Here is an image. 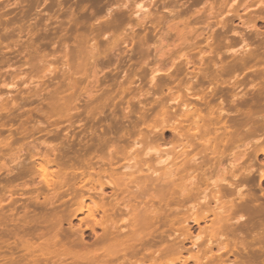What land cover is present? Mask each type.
<instances>
[{
	"label": "bare ground",
	"instance_id": "1",
	"mask_svg": "<svg viewBox=\"0 0 264 264\" xmlns=\"http://www.w3.org/2000/svg\"><path fill=\"white\" fill-rule=\"evenodd\" d=\"M23 1L21 3L31 2L29 0ZM62 1L64 3V1L68 0H57L56 2L62 6ZM83 1L86 3L84 9L86 10V7L89 6L87 11L89 10L88 12L92 14L96 12V8L100 6L99 4L102 1L110 2L111 0ZM196 1L199 3L202 0ZM229 1L233 3L230 4ZM257 1L261 5H264V0ZM235 2L236 0H221L220 3L214 1L210 4L209 1V11L205 12V15L204 13L200 16L198 15L199 23L203 22L204 26L197 28L191 26V22L188 20L186 22H184L185 20L176 22L177 19H181L182 15L191 13L192 7L188 0H160L159 5L157 4L158 2L150 0V4L156 7L157 10L161 9L164 12L168 10V15L161 16L160 18L154 16L155 18H152L153 14L149 8L148 12L143 13L144 17L140 18L138 16L140 18L138 20L140 21L137 22V26H144L146 22L144 23L141 19H145L146 16H149V23L152 26L159 27L161 20V23H163V18L167 19L166 24L168 26L166 27V35L163 36L164 34L162 33L160 36L162 43L165 40V43H167L166 45L163 43L164 46L162 47H156V49H159H155L156 55H154L153 60L155 67L152 66L149 60V71L147 68L143 69L145 66L140 67V69L138 68L139 70L136 68L138 60H133L136 48L132 47L134 50L131 48L130 50L125 49L126 51H123L122 49L124 48L118 47L120 44L117 45L119 42L107 43L105 41L107 45L105 42L104 44L106 47L108 46L107 51L111 54L107 55L104 51L105 55L102 56L100 53L99 46L103 45L101 40L99 41L102 36L101 32L105 28L106 30L116 31L120 27L121 18H118L120 21H114V24L117 22V25H114L113 22L111 24L110 20L112 17H110V20L108 19L109 21L107 22L111 25L109 24L104 27V30L100 27L97 28L98 31L94 30L91 28V25L90 29L92 30L90 32L88 30V33H85L87 31L84 29V35L81 31L84 36L79 33L80 37L77 36L79 40L74 50V55L76 60H79V63L77 62L78 65H75V68L71 67L69 63H63L64 66L68 67V73L67 70L63 73L64 77L62 76V78L64 80L59 83L53 94L49 96L52 99L51 111L58 114V117L59 113L62 114L64 110L68 111L69 120L68 124L66 123L67 125L61 124L64 122L61 119L66 115H61L62 118L60 117V120L57 119L56 123H52L51 121L41 122L35 119L37 117L33 113L39 114L42 111L37 106H34V108L29 107L27 111L23 110L26 112H24L25 115L27 114L26 118H23V115L19 114L20 108L36 101L40 97V94H21L18 97L19 100L14 96V98H17V101L15 99L13 101L11 98V106L9 105L10 102H7L8 100L0 102V173L5 168V172H7L6 181L12 182L13 180L23 178L24 175L29 176L31 179L35 178L38 174L37 172L47 171L48 165L54 166L56 176L53 177L55 179H52L51 183L50 180L44 178L45 187H49L50 191L52 190L51 187L53 188L51 192H53V196L56 194L54 198L57 200L61 201L60 197L66 196L67 200L75 201L73 203L77 201L80 205H87V202H90V205L92 204V207H94L92 209L94 213L89 211L90 214L92 213L97 216L101 214V219L90 215L91 218L100 220H96L94 224L96 225L97 223L96 228L97 226H101L103 232L102 234L100 232L102 237L100 235L96 236V229L92 228L93 232L95 231V238L99 237L98 241L100 243L101 241L105 242L104 244L101 243V246L108 244V246H104L108 248L102 247L100 248L102 249L100 252L99 249H93L95 251L98 250L97 253L83 248L85 247L84 244L88 242H83L87 239H79L82 238L80 235H83L80 233V230H83L81 226L80 230L77 228L79 231L77 229L76 232L74 231V233H78L79 235L72 234L73 238H71V234L67 236L65 233L64 237L67 236V238L62 237V234L60 235L62 239L58 238L60 231L57 229L56 224H54L56 230L54 228L52 230H55L57 234L53 231L51 234L54 236L51 235L50 237L53 236V238H50V240L47 235L43 234V230L47 227H44L45 225L43 226L42 223H40V225L42 224L41 227L39 225L36 226V220L35 223L33 221L34 224L31 223L33 230L29 228L30 231L26 232L27 234H33V231L37 230L36 227H40L38 228L39 231H36L38 236L41 231L40 229L44 227L41 231L42 235L39 237L41 238V236L45 235L50 241H45L44 236V242H51L53 240L55 246L59 244L57 243L59 239H61L60 245L67 244L70 239L74 241L75 239H79V241L84 243H81L83 245L82 247L80 246L81 249H84V254L85 250H87L86 253L88 254L85 257H83V254H80L79 251L82 252L83 250L80 249L78 246L80 243L78 242L77 244V241L76 244H73L77 248L79 247L77 251L81 257L76 255L74 251L70 250V252H73L74 255L73 253L72 255H76V258L79 259L80 257L84 260L82 261L83 264H147L149 263L147 262L149 261L148 258H150L149 255H153L151 257H156L160 260L165 258L170 260L173 256H179V259L181 258L180 256L186 253L190 257L183 261V264H187L190 260L194 261L195 264H264V188H262V184L264 183V164L259 162V153L264 154V102L259 101L264 98V88L260 87L261 89L258 90V86L262 82L260 78L264 79V69L257 67V64L264 63V53L262 49L257 47L249 50V53L246 54V49L249 47L243 46L245 54L244 51L237 50L238 52L228 56L230 52L227 49L226 43L229 33L239 36L243 43L247 41L243 32L239 31L240 29L228 28L227 24L223 23L224 20L215 24V26H221L222 34H219V38L213 36L216 34L213 24L216 22L212 20L223 13L231 15V17L236 15L237 19L242 20L243 25H247L243 22V18L239 11H237L238 9L234 10L233 4ZM8 5L10 7L11 3ZM126 6V9L123 7H121L123 8L122 10L120 7L119 9L122 13L124 12L125 17H129L127 15L128 6ZM140 7L142 8L141 5ZM243 10L247 11L248 6L243 8ZM116 11L113 14L114 16L112 15L113 17L116 16L115 18L118 17L117 13L119 12L118 10ZM200 11L202 12V10ZM124 14L122 15L119 12L118 15L124 16ZM135 14H138V12ZM74 15L72 14V17L69 18V22H73L75 25L79 19ZM125 17H122V20L126 19L128 22L127 19L130 17ZM121 23L123 25L125 21H121ZM192 23H195V21ZM78 25L80 24L78 23ZM78 25L76 30L79 29ZM135 28L138 29V27ZM100 34L101 36H99ZM67 35H64L63 38L66 39ZM120 38L117 41H120L121 44L123 42L122 45L127 47L129 45L125 41L127 36L126 39L122 38V42ZM128 39H130L129 41L127 40L130 43L134 42L136 38L132 36ZM62 40H60V46L63 49H67L66 43L68 38L64 42ZM125 43L128 45H125ZM143 43L144 41L142 45ZM60 46H56V49ZM245 46L250 45L246 44ZM141 48L142 58L144 57L145 59V56L148 55V52L147 54L145 53L147 49L143 50L144 46H140ZM128 53H130L128 55L129 58H126L128 60L124 61L123 59ZM124 55L126 56L123 57ZM144 63L140 65H147V63ZM250 64L251 66H249ZM99 65L109 70L107 72L102 70V73L99 71ZM252 66H256L259 69L258 73H256L257 75L255 74L256 79L252 77L253 74L252 78L248 79V74L245 76L242 73L228 77L233 72L240 71L241 69L248 71L252 68L253 70ZM146 69L149 73H146ZM147 74H149L148 77ZM180 76L187 78L184 80V77H182L183 79L181 80L186 81L185 83L183 82V91L179 90L181 89V86H179V82L181 81L178 80L176 82L178 87L172 85L173 81L175 83L177 80L175 78ZM145 78L148 80L146 79L147 81L144 82ZM258 80L259 82L261 81L260 84H258ZM81 83H86L87 86L83 84V87L85 86L83 88L80 86ZM247 83H249V86L251 84V88L248 87L251 93L254 92L251 97H248V94L242 93L243 89L245 90L246 85H248ZM205 84H208V86L205 87ZM147 85H149V89L143 90V86ZM170 85L173 87H170ZM80 87L83 89H80ZM66 92H69V94H65ZM137 93L138 95H136ZM148 99L149 102L147 103ZM135 102L136 105L133 104ZM15 110L18 111V114H16ZM43 112L42 115L45 116L44 114L46 113V117L49 119L48 114L50 115L52 112ZM31 120L36 123L31 125V122L30 127L29 122ZM41 136H46L44 138H47L46 141L53 138L56 142L60 139V142L56 143V145L51 144L55 146H48L46 152H40L43 148L40 150L39 148L41 147L39 146L41 145L38 143V146L37 142ZM26 138L29 140H26ZM36 138L38 139L35 140ZM45 145L47 146L46 143ZM9 153H14V155L18 153H31L30 161L32 160V163L37 162V166L33 163L28 167L24 158L22 159L21 154L17 155L16 158L14 156L15 159H12L13 155H10L12 156L10 164H15L13 166L15 169H13V167L11 168L7 164L8 162L5 163L7 161L5 157ZM68 153H71L72 156ZM148 153H154V155ZM229 160L230 169L227 165V168L225 167V163H228L227 161ZM224 167L227 171L223 169ZM92 174L97 178L98 182L102 181L101 184L94 185L98 189L96 187L91 189L93 188L92 180L94 179L93 177L91 180ZM216 174H222L221 179L219 178L220 180L217 183L210 184V180ZM86 183H91L92 187L89 188L88 186L90 185ZM97 185L100 186L98 187ZM11 187L12 185L8 188ZM20 189L23 188L21 187ZM107 189H111L110 192H107ZM8 190L11 193V190ZM13 194L14 192L11 193L12 196ZM11 195L10 197H12ZM45 195L47 196L48 194ZM47 198L44 199V202ZM10 199L12 200L13 197ZM52 199V197L51 200L49 198L51 202H53ZM67 200L65 202H68ZM49 203L47 202L46 206L49 207ZM58 203L61 204V202ZM50 204L53 205L54 203ZM55 204L57 205L56 202ZM56 205L50 206L55 207ZM82 205L80 206L81 208L83 207ZM0 206L2 207V205ZM15 206L17 207L18 205ZM37 206V203H34L32 208ZM27 207H29V204ZM29 208L27 210L30 215ZM34 211L32 209V213ZM53 213L50 214L53 215ZM43 214H46V210ZM43 214H41L40 222L43 221V218L45 219ZM211 214H213V218L211 217L212 220L210 219V225L206 224L203 227L202 224L208 221ZM29 215L27 214L26 216ZM62 215L64 216V213ZM72 216L76 217V215ZM52 217L59 218L57 215ZM48 218L45 223L51 225V222H48ZM83 219H88V217ZM95 219L93 220L95 221ZM25 220L27 221L28 219ZM121 221L125 223V227L121 226ZM24 223L29 222L24 221ZM29 225H25V228L26 226L29 227ZM122 225L124 224L122 223ZM20 227H23V225ZM86 228L88 226L84 230ZM147 230L150 234L148 233L146 238L142 237V239L138 237L139 235L137 236L141 232L144 234ZM47 231H49V228ZM195 231L198 232L195 233ZM81 232L84 233L83 231ZM31 234L30 236H32ZM26 237L28 238L29 235ZM39 237H36V239ZM65 239L66 242L64 241ZM23 240L25 239L23 238ZM27 241L29 243V240ZM53 241L52 243L54 244ZM19 242L17 241V244L14 243L16 247L13 248L20 250L17 247ZM48 242L47 244H49ZM25 244L23 245L26 249L25 252H27L22 257L19 255V257L25 259V261L22 260L24 262H30L29 264H45L43 263L44 261L49 262L51 260L49 263L56 260V263L53 262V264H58L59 261L63 264L67 260L66 263L71 264L73 258L77 262V259L75 257L72 258V255L68 252L69 249L67 250L66 244L64 245L66 249H63L64 246H61L60 251L57 250L58 253L55 250L54 253L53 251L47 252L45 250L37 252L34 247L33 249L27 248ZM93 244L97 245L95 242ZM90 246L92 247V243L91 245H86V247ZM153 247H156L154 248L157 249L156 252H152L154 251V249H151ZM190 250H196V252L191 253ZM63 251H67L68 253H61ZM16 252H13V254H17ZM141 252L146 253L142 254ZM147 252L149 253L148 258L146 256ZM98 253L103 254L98 255ZM2 256L4 259L6 258L4 253ZM13 256L16 258L17 255ZM9 258L11 260V255ZM17 258L16 260L14 259L16 262H18ZM20 258L19 260L21 261ZM64 258L67 259L65 260ZM74 259L73 262H75ZM10 260L9 264L11 262L12 264L13 262L16 263ZM155 261L157 262V260ZM80 262L79 264H81Z\"/></svg>",
	"mask_w": 264,
	"mask_h": 264
},
{
	"label": "rangeland",
	"instance_id": "2",
	"mask_svg": "<svg viewBox=\"0 0 264 264\" xmlns=\"http://www.w3.org/2000/svg\"><path fill=\"white\" fill-rule=\"evenodd\" d=\"M9 1H11V2H9ZM29 1H31V2H28L27 1V3L25 2V3H21V2H24L23 0L21 1V0H17L16 2H15V0H0V102H3V100L4 101H7V102H10V101H15L18 97H20L21 96V94L23 95H25V93H33V94H40V97L42 98H37L36 99V101H34L33 103H28V105L26 104V105H24V107L23 106H21V107H23V108H20L22 111L23 110H25V111H27L28 109H29V107H33L34 108V106L36 107H39L42 111H46V112H48V113H51L52 111H51V105H52V103H51V101H52V99H50L49 98V96L51 95V94H53V91H55L56 90V87H58V85H59V83L61 82V81H63L64 79L62 78V76H63V73H65L66 72V70H67V73H68V67H66V66H64V62L65 63H69L70 64V66L71 67H73V68H75V65H78V63H79V60L77 61L76 60V57H75V55H74V50H75V48L77 47V43H78V40H79V37H80V35H82V33H81V31L83 32V34H84V29H85V31H87V32H85V33H88V30H89V32L92 30V29H94V30H97V28H102V30H104L103 28L104 27H106L107 25H109L110 23H108L107 21H109L110 19V17H112V18H114V19H112L111 18V20H110V22H111V24H112V22H113V24H114V21H125V23L122 25V23H121V21H120V24H119V26L121 27H119V28H117L116 29V31L115 30H113V31H110V30H106V28H105V30L104 31H102L101 33H102V36H101V34L99 35V36H101V38L99 39V41L101 40V43L103 44V45H100L99 46V48H100V53L102 54V56L103 55H105V54H111L110 52H108L107 51V48H108V46L106 47V45H107V43H112V42H114V41H116V42H119V43H117V45L118 44H120V46H118V47H121V48H124V49H122L123 51L125 50V49H131L132 47L133 48H136L135 49V52H134V54H133V60H138V63H137V67H136V65H135V67L138 69H140V67L142 68L143 66H145V67H143V69L145 70V68H147L148 69V71H149V62L151 61V64H152V66H154L153 64H154V62H153V60H154V55H156V52H155V49H156V47H162V46H164V44L163 43H165V41H163V43H162V41H161V34L163 33L164 35L163 36H165L166 35V31H167V26H168V24H166V18L164 19L163 18V23H161L162 22V20L160 21V26L158 27H155V26H152L150 23H149V16L147 17L146 16V18L144 19L143 18V20L141 19V21H143L145 24H144V26H141V27H139V26H137V22H139L140 20H138V19H140V18H142V16H143V13H145V12H148L149 11V8H150V10H151V12H152V14H153V16H152V18H160L161 16L162 17H164V16H166V15H168L167 13H168V10L167 11H165L164 12V10H157V8L156 7H153V5L152 4H150V0H111L110 2H105V1H102L99 5L100 6H98L97 8H96V12L95 13H90V12H88L87 11V8L89 7H86V10L84 9L85 7V2L83 1V0H71V1H64V3H63V1H62V6L61 5H58V3L56 2L57 0H29ZM48 1V2H47ZM109 1V0H108ZM153 1H156V2H158L157 4L159 5L160 3H159V1L160 0H153ZM183 1V0H182ZM209 1H210V4H211V2H214V1H216V3H220V1L221 0H219V2H218V0H202V1H200L199 3L196 1V0H188V2H189V4H190V6L192 7V9H191V13H189L188 15H182L181 16V19H177L176 20V22H180V20H182V21H184V22H186L187 20L189 21V22H191L190 23V25L191 26H193V27H197V28H202L203 26H204V23L203 22H201V23H199V21H198V15L200 16L201 14H203L204 13V15H205V12H208L209 11ZM207 2V3H206ZM258 1L257 0H236V2L233 4V7H234V10H237V11H239V13H240V15H241V17L243 18V22L244 23H246L247 25H248V27H247V25H243V23H242V20H239V19H237L238 17L236 16V15H234L233 17H231V15H227V14H225V13H223V14H221V15H219V16H217L216 18H213V22L215 21L216 23H214L213 24V26H214V31H216L215 33L216 34H214L213 36L215 37V38H219V34H222V28H221V26L220 25H217V26H215V24H217V23H219V22H223V20H224V22L223 23H225V24H227V26H228V28L230 27V29H232V28H236V29H240L239 31H241V32H243V34H244V36H245V39H246V41L247 42H245V43H243L242 41H241V38L239 37V36H236V35H234V34H232V33H229L228 34V37H227V49H229V55L228 56H231L232 54H234L235 52H238L239 50H241V51H244V47H249V48H247L246 49V51H247V53L244 51V54L246 53V54H248L249 53V50H251V49H255V48H259V49H262L263 50V53H264V5H261L259 2L257 3ZM9 3H11V5L12 4H14L13 6H11L10 5V7H9ZM205 3V4H204ZM229 3L231 4V3H233V2H231V1H229ZM121 4H123V5H121ZM196 4V5H195ZM206 4H207V6H206ZM129 7H127V6ZM140 5L142 6V8L140 7ZM8 6V7H7ZM125 6L127 7V10H128V12H127V15H129V19H127L128 20V22H130V23H128L127 21H126V19L125 20H122V17L124 18L126 15L124 14V12L122 13L121 12V10L124 8V9H126L125 8ZM218 6V5H217ZM246 6H248V12L247 11H244L243 10V8H245ZM261 6V7H260ZM119 7L121 8V7H123V8H121V10L119 9ZM232 7V8H233ZM239 7H241L240 9H239ZM22 8V9H21ZM201 8V9H200ZM17 9V10H16ZM89 9V8H88ZM153 9H156V10H153ZM74 12H73V11ZM116 10H120L119 12H120V14H124V16H120V15H118L119 14V12L117 13V18H115V17H113L114 15L113 14H115L117 11ZM200 10H202V12L200 11ZM206 10V11H205ZM22 11V12H21ZM27 11V12H26ZM116 11V12H115ZM123 11H125V10H123ZM141 11V12H140ZM242 11V12H241ZM137 13L138 12V14H135V13ZM111 13V14H110ZM134 13V14H133ZM158 13V14H157ZM194 13V14H193ZM242 13V14H241ZM23 14V15H22ZM26 14V15H25ZM72 14H75L74 16H76V17H78V23L80 24V25H78V23L77 22H75V23H77V24H75L74 25V23L72 24L71 22H69L70 21V17H72ZM225 14V15H224ZM111 15V16H110ZM113 15V16H112ZM133 15V16H132ZM140 18H139V17ZM155 16V17H154ZM158 16V17H157ZM197 16V17H196ZM127 17H125V18H127ZM138 17V18H137ZM144 17V16H143ZM191 17V18H190ZM218 17H221V18H218ZM12 18V19H11ZM118 18H121L120 20L118 19ZM133 18V19H132ZM193 18V19H192ZM196 18H197V20H196ZM212 18V17H211ZM226 20H225V19ZM228 18H229V20H228ZM69 19V20H68ZM109 19V20H108ZM131 19V20H130ZM195 19V20H194ZM8 20V21H7ZM130 20V21H129ZM137 20V21H136ZM221 20V21H220ZM228 20V21H227ZM245 20V21H244ZM255 20V21H254ZM257 20V21H256ZM148 21V22H147ZM165 21V22H164ZM195 21V23H192V22H194ZM198 21V22H197ZM253 21V22H252ZM248 22H250V23H248ZM71 23V24H70ZM108 23V24H107ZM119 23V22H118ZM197 23H198V25H197ZM110 24V25H111ZM130 24V25H129ZM147 24H148V27H147ZM233 24V25H232ZM253 24V25H252ZM77 25L79 26L78 28L79 29H77L76 30V28H77ZM91 25H92V27H91ZM114 25H117V22H115V24ZM181 25V24H180ZM152 26V27H151ZM218 26H220V27H218ZM240 26V27H239ZM249 26H250V28H249ZM22 27V28H21ZM70 29H69V28ZM87 27H88V29H87ZM90 27L92 28V29H90ZM94 27V28H93ZM135 27H138V29L137 28H135ZM143 27V28H142ZM154 27H155V29H154ZM182 27V26H181ZM21 28V29H20ZM152 28V29H151ZM219 28V29H218ZM68 29H69V31H68ZM75 29V30H74ZM87 29V30H86ZM133 29V30H132ZM135 29V30H134ZM154 29V30H153ZM23 30L25 31L24 33H23ZM70 30H72V31H70ZM78 31V32H77ZM98 31V30H97ZM101 31V30H100ZM150 31V32H149ZM153 31V32H152ZM212 31V30H211ZM67 32H68V35H67ZM75 32V33H74ZM148 32V33H147ZM217 32H219V33H217ZM245 32V33H244ZM22 33V34H21ZM66 33V34H65ZM79 33H80V35H79ZM153 33V34H152ZM211 33V32H210ZM20 34H21V36H20ZM78 34V35H77ZM121 34V35H120ZM136 34V35H135ZM143 34V35H142ZM151 34V35H150ZM64 35L66 36H68L67 38H68V40H67V43H66V46H68L67 47V49L65 48V49H63V47H61L60 46V40L61 39H63L62 41L64 42V41H66V39H64L63 37H64ZM70 35V36H69ZM76 35V36H75ZM85 35V34H84ZM84 35H82V36H84ZM118 35V36H117ZM127 36V39H126V36ZM129 35V36H128ZM142 35V36H141ZM148 35V36H147ZM149 35H150V37H149ZM77 36H79L78 38H77ZM132 36H134L136 39L134 40V44L132 43V42H128L130 39H128V38H130V37H132ZM139 36V37H138ZM153 36V37H152ZM162 36V37H163ZM70 37V38H69ZM76 37V38H75ZM121 37V38H120ZM138 37V38H137ZM118 38H120V40H121V42H122V38H125L126 40V42L129 44H126L125 43V45H128L127 47L126 46H124V45H122L123 44V42H122V44L120 43V41H117V39ZM152 39V40H150V39ZM104 40V41H103ZM128 40V41H127ZM144 41V43H143V45H142V42ZM105 41H107V43L105 42ZM140 41H142V42H140ZM168 41V40H167ZM58 42H59V44H58ZM62 42V43H63ZM104 42L106 43V45L104 44ZM139 42H140V44H139ZM167 43V42H166ZM166 43H165V45H166ZM231 43V44H230ZM243 43V44H242ZM68 44V45H67ZM144 46V48H143V50H146L145 51V53L147 54V52H148V55H146L145 56V59H144V57L142 58V54H141V50H142V48L140 49V46ZM250 45V46H245V45ZM60 46V47H57V49H56V46ZM133 45V46H132ZM263 45V46H262ZM76 46V47H75ZM122 46H124V47H122ZM131 46V47H130ZM135 46V47H134ZM244 46V47H243ZM120 48V49H121ZM132 48V49H133ZM242 48H243V50H242ZM87 49V48H86ZM106 49V50H105ZM157 49H159V48H157ZM156 49V50H157ZM225 49H226V47H225ZM226 49V50H227ZM88 50V49H87ZM129 50H128V52H129ZM134 50V49H133ZM238 50V51H237ZM261 50V51H262ZM106 53H105V52ZM126 51V50H125ZM150 52V53H149ZM153 52V53H152ZM105 53V54H104ZM131 53V52H130ZM130 53H128V54H126V55H124L123 57H125L123 60L125 61L126 60V58H129V54ZM137 53V54H136ZM143 53V52H142ZM136 55H137V57H136ZM141 55V56H140ZM101 56V57H102ZM135 56V57H134ZM140 57V58H139ZM103 58V57H102ZM232 58V57H231ZM101 59V58H100ZM141 59V60H140ZM144 59V60H143ZM128 60V59H127ZM126 60V61H127ZM141 62H140V61ZM143 60V61H142ZM150 60V61H149ZM78 62V63H77ZM81 62V61H80ZM140 62V63H139ZM147 63V65L145 64V63ZM141 63H144L145 65H140ZM150 64V65H151ZM252 64V63H251ZM251 64L249 65V66H251ZM260 64V63H259ZM257 64V67H261L260 69H264V63H262V64ZM253 65V64H252ZM259 65V66H258ZM100 67H99V71L100 72H102V70L105 72H107L109 69H104V66L103 67H101L102 65H99ZM263 66V67H262ZM155 67V66H154ZM253 67V70H252V68H250L248 71H245V69L243 70V69H241V70H243L242 72H241V70L239 71H235V72H233L231 75H229L228 77H230V76H234V75H237V74H244L245 76H247V74H248V79L252 76V74H253V76L252 77H255V79H256V76H255V74L256 73H258V68L256 67V66H252ZM255 68V69H254ZM138 69V70H139ZM147 69H146V73H149L148 71H147ZM260 71H262V70H260ZM66 73V74H67ZM103 73V72H102ZM257 75V74H256ZM60 76V77H59ZM149 76V74H147V77ZM64 77V76H63ZM181 77V76H180ZM180 77H178V78H175V79H177L176 81H175V83H174V81H173V86L174 85H176V82H178V80L179 81H181L183 78L182 77H184V76H182L181 78ZM251 77V78H252ZM186 77H184V80H186L185 79ZM147 78H145L143 81L145 82V81H147L146 80ZM260 79H262V82H261V84H260V82H259V80ZM259 80H258V84H260L259 86H258V90H260L261 88L260 87H262V88H264L263 86H264V82H263V78H260ZM186 82V81H181V82H179V86H181V89H179L180 91H183V85H184V83ZM58 83V84H57ZM181 83V84H180ZM183 83V84H182ZM249 83H251V82H249ZM249 83H247L248 85H246V87H245V90L243 89V91H242V93H244L245 95H247L248 97H251L253 94H254V92H252L251 93V90L248 88V87H250L251 88V84H250V86H249ZM83 84H85V86H87V84L86 83H83ZM83 84L81 83L80 84V86H82L83 87ZM172 85H170V87H173ZM178 85V84H177ZM176 85V86H177ZM85 86L83 87V88H85ZM149 85H147V86H143V90H147V89H149V87H148ZM208 86V84H205V87H207ZM147 87V88H146ZM178 87V86H177ZM83 88H81L80 87V89H83ZM80 89H78V90H80ZM176 89V88H175ZM174 89V90H175ZM178 89V88H177ZM249 89V90H248ZM29 91V92H28ZM175 91H178V90H175ZM235 91V90H234ZM236 92V91H235ZM69 94V92H66L65 94ZM139 93H140V91H139ZM255 93H257V92H255ZM16 94V95H15ZM20 94V95H19ZM27 95V94H26ZM136 95H138V93L136 94ZM13 96V97H12ZM14 96L15 97H17V98H14ZM11 98H12V100H11ZM15 99V100H14ZM17 100H19V98L17 99ZM16 100V101H17ZM54 101V100H53ZM259 101H261V102H264V98H263V100H259ZM149 102V99L147 100V103ZM134 105H136V102L135 103H133ZM263 104V103H262ZM10 106H11V102H10V104H9ZM28 107V108H27ZM12 109V108H11ZM19 109V110H20ZM19 111V114L23 117V118H26L25 116L27 115H25V111ZM42 111H41V113H37V114H34V113H36V112H34L33 113V115H35V117H37V118H35V119H37V120H40L41 122H47V121H51L52 123H56L57 121V119H59L60 117L62 118V116L63 115H66V116H63V118L61 119L62 120V122L63 123H61L59 120H58V122H59V124L61 123L62 125L64 124H68V120H69V113H68V111H66V110H62L61 112H62V114L61 113H59V117L57 116L58 114H55V113H51L50 115L48 114V116H49V119H48V117H46V113L44 114L45 116H43L42 115ZM51 111V112H50ZM15 112H16V114H18V111L17 110H15ZM23 113V114H21V113ZM25 112V113H24ZM43 112V113H44ZM63 113H65V114H63ZM53 114H55V115H53ZM41 115V116H40ZM62 115V116H61ZM64 117H66V119H64ZM48 119V120H47ZM56 121V122H55ZM32 122V124L31 125H33L34 123H36V122H34L33 120H31L30 122H29V126L31 127V125H30V123ZM75 122H77V120H75ZM60 124V125H61ZM66 124V125H67ZM61 125V126H62ZM5 133V132H4ZM6 135H7V132H6ZM46 136H41L39 139L38 138H36L35 140H37L38 139V142H37V145L39 146V144L41 145V146H39V147H41V148H39L40 150L42 149V151H40V152H46L47 151V149H48V146H55L56 145V143H59L60 141V139H58L57 141L58 142H56V140L55 139H53V138H49L50 140H47L46 141V139H44ZM42 138V139H41ZM26 140H29V139H27L26 138ZM26 140H24V141H26ZM53 140H54V142H53ZM40 141V142H39ZM41 141H43V142H41ZM49 141V142H48ZM62 141V140H61ZM50 142H52V143H50ZM39 143V144H38ZM42 143V144H41ZM45 143L47 144V146L45 145ZM51 144H55V145H51ZM19 154H21V153H18V154H16V155H14V153L13 154H10L9 153V155H7L6 157H5V159L7 160H5L4 162L5 163H7L11 168L13 167V166H15V164H10V162L12 161V159H15L16 158V156L17 155H19ZM30 154L31 153H28V154H26V153H22L21 155H22V159L24 158V160H25V163L27 164V166L28 167H30L33 163H32V160L30 161ZM33 154H35V153H33ZM41 154H43V153H41ZM46 154V153H45ZM69 154V153H68ZM142 154H145V153H142ZM148 154H151V155H154V153H148ZM260 155H259V162L260 163H262V164H264V154H261V153H259ZM10 155H13V157L12 156H10ZM28 155V156H27ZM69 155H71V153L69 154ZM73 155H74V153H73ZM14 156H15V158H14ZM72 156V155H71ZM8 157H10V158H8ZM11 157H12V159H11ZM29 158V159H28ZM11 159V160H10ZM233 159V158H232ZM231 159V160H232ZM228 163H225V167H226V165L227 166H229L230 164V160L229 161H227ZM17 164V163H16ZM12 165V166H11ZM34 165L35 166H37V162H35L34 163ZM223 168V169H226V168ZM5 169V168H4ZM3 169V170H4ZM13 169H15L14 167H13ZM47 171L45 170L44 172L42 171V172H37L38 174V176L36 175L35 176V178H30L29 176H26V175H24L23 176V178H20V179H17V180H13L12 182L10 181H6V173L7 172H5L6 171V169L3 171L2 169V171H1V173L4 175H2L1 173V175H0V183L1 184H4V185H2L1 186V184H0V199H2L1 201H0V205H2V207L0 206V253H1V256H0V264H9L10 262H9V260H10V255H11V260L10 261H15L16 260V258L17 257H19V255H21V257H22V255H24L26 252H25V247H24V245L23 244H25V246L27 247V248H32L33 249V247H34V249H35V251H37V252H41V251H47V252H52L53 251V253H54V250H55V252L58 250V251H60V248H62L61 246H64L63 244H61L60 245V243H61V239H59V241L57 242V243H59V244H57L56 246H55V242H54V244L52 243V241L51 242H48L49 244L50 243H52V244H47V242H44V239H43V237L45 236V235H47V237L50 239V238H53V234H51L53 231H55L56 230V227L54 228V224H56V226H57V229H59V236H58V238L60 237V238H62V237H64V235H65V233L67 234V236L68 235H70L71 236V238H73V236H72V234L74 235V234H78V233H74V231L76 232L79 228L81 229V227L83 228V230L81 229H79L80 230V233L81 234H83V235H80V237H82V238H79V239H82V240H86V241H83L84 243H86V242H88V243H86V244H84V243H82L81 241H79V239L77 240V239H75V241L73 240V239H70V237L68 238V241H69V239H70V243L68 242L67 244H66V248H67V250L69 249V253H70V255H72V253L70 252V250L71 251H74V252H76V255H78V256H80L81 257V255H79V252H80V254H83L82 256L83 257H85V255H87L88 253H86L87 252V250H85L86 252H85V254H84V249H81V247L83 246L82 244H84L85 245V247H83V248H87L88 250H90V252H94L96 249H99V252H100V250H102V249H100V248H105L104 246H108V244H106V245H102L101 246V243H103V241H101V243L98 241V238L96 237L95 238V235L96 236H98V235H100V232H101V234L103 233L102 232V228H101V226H97V228H96V225H97V223H96V225L94 224V222H96V220H97V218H99V219H101V214L99 215L98 214V216L97 215H95V214H92V213H94L93 212V208L94 207H92V204L90 205V202L88 203L87 202V205L86 204H84V205H82L83 207L82 208H84V209H82L80 206V204L79 203H77V201H76V203H73V202H75V201H72V200H67L66 198V196H64V197H60V199H61V201L58 199H55L54 198V196L56 195H52L53 194V192H51V191H53V188L51 187V191H50V188L49 187H45L46 185H45V183H44V178L45 179H47V180H50V182L51 181H53L54 179H55V177H53V176H56V170H55V167L53 166H47ZM229 169H230V166H229ZM226 171H227V169H226ZM5 173V174H4ZM55 173V174H54ZM220 174V173H219ZM40 175H42V177H40ZM222 175V174H221ZM221 175H218V174H216V175H214L213 177H212V179L210 180V184H214V183H217L218 182V180H220L221 178L220 177H222ZM2 176V177H1ZM219 176V177H218ZM26 177V178H25ZM53 177V178H52ZM93 174H92V178H91V180L93 179ZM4 178V179H3ZM30 178V179H29ZM220 178V179H219ZM53 179V180H52ZM3 180V181H2ZM23 180V181H22ZM26 180V181H25ZM43 180V181H42ZM93 180H95V181H93ZM92 180V185H93V188H91L92 187V185H90V184H88V183H86L87 185H90V186H88L89 188H91V189H94L95 187H94V185H96V184H101V182L102 181H100L99 179V181L100 182H98L97 181V178L96 177H94V179ZM6 181V182H5ZM22 181V182H21ZM97 181V182H96ZM14 182V183H13ZM19 182V183H18ZM89 182V181H88ZM94 182H96L95 184H94ZM7 183V184H6ZM11 183V184H10ZM22 183V184H21ZM44 184V185H42V184ZM52 183V182H51ZM14 184V185H13ZM19 184V185H18ZM264 184V183H263ZM262 184V188H264V185ZM7 185V186H6ZM10 185H12V187L14 188H8V187H10ZM27 185V186H26ZM42 185V186H41ZM6 186V187H5ZM19 186V187H18ZM98 187L100 186V185H97ZM213 186V185H212ZM5 187V188H4ZM23 188V189H20V188ZM41 187H43V188H41ZM44 187H45V189H44ZM7 188V189H6ZM47 188V189H46ZM97 188V187H96ZM209 188H211V187H209ZM3 189V190H2ZM8 189H10L11 190V193L12 192H14V194H13V196L11 195V193H10V191L8 190ZM20 191H19V190ZM25 189V190H24ZM42 189V190H41ZM98 189V188H97ZM32 190V191H31ZM55 190V189H54ZM110 190L111 189H107V192H110ZM2 191V192H1ZM5 191V192H4ZM25 191H27V192H25ZM50 191V192H49ZM9 194H8V193ZM4 193V195H2ZM7 193V194H6ZM54 193H55V191H54ZM37 194H39V195H37ZM41 194V195H40ZM45 194H48L47 196L45 195ZM10 195L13 197V199L11 200L10 198H12V197H10ZM33 195V196H32ZM49 195H51V196H49ZM45 196V197H44ZM10 197V198H9ZM39 197V198H38ZM48 197V198H47ZM51 197L53 198L52 199V201L53 202H51L50 200H51ZM7 198H9V199H7ZM15 198H17V199H15ZM45 198H47L46 200H45V202H44V199ZM49 198H50V200H49ZM59 198V197H58ZM65 199V200H67L68 202H65V200L63 201V199ZM35 199V200H34ZM55 199V200H54ZM7 200V201H6ZM17 200V201H16ZM28 200V201H27ZM50 201V203H54L53 205H56L55 204V202L57 203V205H60V206H55V207H51V206H53L52 204H50L49 203V201ZM12 201V202H11ZM27 201V202H26ZM37 201V202H36ZM44 203H43V202ZM3 202V203H2ZM9 202V203H8ZM14 202V203H13ZM23 202H24V204H23ZM49 203V207H50V209H49V207L48 206H46L47 204L46 203ZM58 202H61V204L60 203H58ZM62 202H65V203H62ZM71 202V203H70ZM11 203V204H10ZM21 205H20V204ZM34 203H37V207H34V208H32L33 207V205H34ZM9 204V205H8ZM18 205L17 207L15 206L14 207V205ZM29 204V207H27V205ZM33 204V205H32ZM45 204V205H44ZM62 204H64V205H62ZM75 204V205H74ZM24 205H26V206H24ZM40 205V206H39ZM51 205V206H50ZM77 205V206H76ZM78 205H80V206H78ZM94 205V204H93ZM5 206V207H4ZM36 206V205H35ZM46 206V207H45ZM61 206H62V208H61ZM213 206H215L214 204H213ZM22 207V208H21ZM38 207H40V208H38ZM42 207V208H41ZM64 207H66V208H64ZM20 208V209H19ZM23 208H25V209H23ZM29 208V210H30V215H29V213H28V209ZM46 208V209H45ZM48 208V209H47ZM60 208H61V210H60ZM64 208V209H63ZM32 209H33V213H32ZM43 210V211H41V210ZM66 209H68L67 210V212H66ZM20 210V211H19ZM25 210V211H24ZM38 210H40V211H37ZM45 210H46V214H43V212L45 213ZM51 210H53V211H51ZM65 210V211H64ZM82 211V213H80L81 211ZM48 211V212H47ZM51 211V212H50ZM56 211V212H55ZM62 212V213H64V216L62 215V213H58V212ZM85 211V212H84ZM92 211V213L90 214V212ZM203 211V210H202ZM20 212V213H19ZM23 212V213H22ZM26 213V215L28 214L29 216H26L25 215V213ZM36 212V213H35ZM42 212V213H41ZM52 212H54L53 213V215L52 214H50V213H52ZM65 212H66V215H65ZM88 212V213H87ZM43 214L44 216L43 217H45V219L43 218V221L42 222H40V217L42 216L41 214ZM48 213V214H47ZM55 213H57V214H55ZM72 213V214H71ZM14 214H16V215H14ZM50 214V215H49ZM59 214V215H58ZM87 214H88V216H87ZM205 214H206V212H205ZM33 215H35V216H33ZM59 216V218H57V217H52L51 218V216ZM69 215V216H68ZM72 215H76V217L75 216H72ZM90 215H94V217H96L97 216V218L95 219V218H91L90 217ZM47 216V217H46ZM62 216V217H61ZM17 217V218H16ZM30 217V218H29ZM49 217V218H48ZM61 217V218H60ZM72 217H74V218H72ZM88 217V219H83V218H87ZM209 219H208V221L205 223V224H202V226L204 227V226H206V224L208 225L209 223H211L210 221L212 220V218H213V214H211V215H209ZM212 217V218H211ZM24 218V220H22ZM41 218V219H42ZM48 218V222H51V225H50V227H48L49 225H47L45 222H46V219ZM59 219V220H57V219ZM127 218V217H126ZM12 219H14V220H12ZM19 219H21V220H19ZM25 219H28L27 221L29 222V223H24V221L25 222H27ZM34 219V220H33ZM39 219V220H38ZM68 219V221H66ZM71 219V220H70ZM93 219H95V221L93 220ZM98 219V220H99ZM128 219H129V217H128ZM211 219V220H210ZM30 220V221H29ZM36 220H37V222L39 223H37L36 222ZM61 220V221H60ZM89 221L88 223H87V221ZM92 220V221H91ZM97 220V221H98ZM125 220V219H124ZM21 221V222H20ZM33 221H34V223L36 222V226L37 225H39L40 227H41V225L43 224V226L44 227H47V228H45V230H43V228L44 227H42V229H40L41 231L43 230L44 232H43V234H45L44 236H41V238L39 237L40 235H42V233H41V231H40V233H39V235L37 236V232L36 231H39L38 230V228H40V227H36L35 225V227L37 228V230L36 231H33L34 233L33 234H31V233H26V232H29L30 231V229L29 228H31V225L32 224H34L33 223ZM100 221V220H99ZM10 222V223H9ZM13 222V223H12ZM125 223H126V220L124 221ZM124 222H122L121 221V226H123V227H125V223ZM2 223V224H1ZM24 223V224H23ZM32 223V224H31ZM40 223H42L41 225H40ZM60 223V224H59ZM122 223L124 224V225H122ZM11 224V225H10ZM28 224H30L29 225V227L28 226H26V228H25V225H28ZM73 224V225H72ZM23 225V227H20V226H22ZM58 225H60V226H58ZM91 225V226H90ZM95 225V226H94ZM210 225V224H209ZM18 226V227H17ZM33 226V225H32ZM53 226V227H52ZM71 226V227H70ZM79 226V227H78ZM81 226V227H80ZM88 226V228H86L85 230H84V228L85 227H87ZM93 226V227H92ZM52 227V228H51ZM59 227V228H58ZM49 228V231H47V229ZM55 229V230H52V229ZM66 228V229H65ZM68 228V229H67ZM78 228V229H77ZM91 228V229H90ZM92 228H94V230L96 231V233H95V235H94V232H93V229ZM2 229V230H1ZM29 229V230H28ZM32 230H33V228H31ZM71 229V230H70ZM77 229V230H76ZM90 229V230H89ZM6 230V231H5ZM52 230V231H51ZM78 230V231H79ZM51 231V232H50ZM81 231H83L84 233H82ZM98 231H99V233H98ZM144 231V230H143ZM36 232V233H35ZM47 232V233H46ZM50 232V233H49ZM56 232V231H55ZM67 232H69V233H67ZM139 232H141V231H139ZM138 232V233H139ZM198 231H195V233H197ZM98 233V234H97ZM128 233H130V232H128ZM148 233H149V231L147 230V231H145L144 232V234H143V232H141V233H139V234H137V236L140 238H142V237H147L148 236ZM29 235V237L27 238L26 236L27 235ZM30 234L32 235V236H34V238H32V236H30ZM35 234H36V237H39V238H37L36 239V237H35ZM55 234H57V232L55 233ZM63 234V235H62ZM150 234V233H149ZM155 234V233H154ZM51 235H53L52 237H50ZM60 235H62V237L60 236ZM79 235V234H78ZM78 235H75V236H77V237H79ZM85 235V236H84ZM147 235V236H146ZM67 236L66 237H64V238H67ZM75 236H74V238H75ZM83 236H84V239H83ZM22 237V238H21ZM46 236L44 237L45 238V241L46 240H49L48 238H47ZM76 237V238H77ZM100 237H102V235H100ZM19 238H21V239H19ZM23 238L25 239V240H23ZM33 239V240H31V239ZM63 239V238H62ZM97 239V240H96ZM100 239V238H99ZM143 239V238H142ZM23 240V241H22ZM27 240H29V243H27L28 241ZM51 240V239H50ZM49 240V241H50ZM72 240H73V242H72ZM95 240V241H94ZM19 242V241H21V242H19L18 243V245H17V247L20 249V250H18L17 248H13V247H16V245L15 244H17L16 242ZM24 241H26L25 243H24ZM55 241H56V239H55ZM65 242H66V239L64 240ZM76 241H77V244H78V242L80 243V245H78L79 247H80V249L81 250H83L82 252L81 251H77V249L79 248H77V246H75V244H76ZM96 241H98V242H96ZM23 242V244L21 245V243ZM92 243V247L90 246V247H86V245H91V243ZM93 242H95L97 245H95V244H93ZM2 243V244H1ZM13 243V244H12ZM15 243V244H14ZM64 243V242H63ZM73 243H75V244H73ZM82 243V244H81ZM90 243V244H89ZM105 243V242H104ZM103 243V244H104ZM29 244V245H28ZM45 244H46V246H45ZM74 246H73V245ZM99 244V245H98ZM7 245V246H6ZM31 245H33V246H31ZM49 245V247H47ZM58 245H60V246H58ZM12 246V247H11ZM31 246V247H30ZM55 246V247H54ZM189 246V245H188ZM2 247H3V249H2ZM10 247V248H9ZM76 247V248H75ZM65 248V246L63 247V249H66ZM93 250V249H95V250H91V249ZM106 248H108V247H106ZM105 248V249H106ZM154 248H156V247H153V248H151V249H154ZM14 249V250H13ZM104 249V250H105ZM2 250H4V251H2ZM79 250V249H78ZM5 251H6V253H8V254H6L5 253ZM15 251H17L16 253L17 254H13V252L15 253ZM34 251V250H33ZM58 251L56 252V253H58ZM149 251V250H148ZM150 251H152V250H150ZM157 251V249H154V251H152V252H156ZM191 251V253H194V252H196V250H190ZM9 252H11V253H9ZM65 251H63V252H61V253H64ZM67 252V251H66ZM65 252V253H66ZM67 252V253H68ZM89 252V251H88ZM89 252V253H90ZM96 253L98 252V250L97 251H95ZM103 253H104V251H102ZM3 253H4V255H6V258H7V260H6V258L4 259V257L2 256L3 255ZM19 253V254H18ZM60 253V252H59ZM103 253H101V254H103ZM142 254L144 253H146V252H141ZM190 253V254H191ZM10 254V255H9ZM100 253H98V255H101ZM148 252H147V258L150 256V258H148L149 259V261H147V262H149V263H147V264H156V263H161V264H183V261H185L187 258H189L190 257V255L189 254H183L182 256H180L181 258H179L178 259V257L179 256H173L170 260L168 259V258H165V259H157L156 257H151V256H153V255H149L148 256ZM13 255H17L16 256V258H15V256H13ZM73 255H74V253H73ZM72 255V258L73 257H75L76 258V255L75 256H73ZM141 256V255H140ZM3 257V258H2ZM68 257H69V254H68ZM79 257V259H80V263L81 264H83L82 263V261H84V260H82L81 258ZM2 258V259H1ZM20 258V257H19ZM19 258H17L18 259V262H16V263H14L13 262V264H26L27 262H24L25 261V259H22V258H20L21 259V261L19 260ZM154 258V259H153ZM170 258V257H169ZM4 259V260H3ZM13 259V260H12ZM15 259V260H14ZM65 259V258H64ZM67 259V258H66ZM65 259V260H66ZM74 259V258H73ZM73 259H72V262H73ZM77 259V262H76V260L74 259V261L77 263V264H79V262H78V258H76ZM151 259H153V260H151ZM22 260H24V261H22ZM55 260V259H54ZM71 260V259H70ZM155 260H157V262L155 261ZM6 261H8V262H6ZM52 261V260H51ZM51 261H49V262H51ZM67 261V260H66ZM66 261L64 262V263H66ZM6 262V263H5ZM20 262V263H19ZM23 262V263H22ZM32 262V261H31ZM49 262H47V261H44L43 263H45V264H48ZM53 262H55L56 263V260L55 261H53ZM53 262L52 263H49V264H53ZM69 262V261H68ZM71 262V261H70ZM71 262V264H74L75 262H73L72 263ZM155 262V263H154ZM182 262V263H181ZM30 263V262H29ZM29 263H27V264H29ZM54 263V264H55ZM57 263H58V261H57ZM63 263V264H64ZM75 263V264H76ZM85 263V262H84ZM146 263V262H145ZM11 264H12V262H11ZM32 264H34V263H32ZM58 264H61L60 263V261H59V263ZM66 264H68V263H66ZM70 264V263H69ZM187 264H195L194 263V261H189V262H187Z\"/></svg>",
	"mask_w": 264,
	"mask_h": 264
}]
</instances>
